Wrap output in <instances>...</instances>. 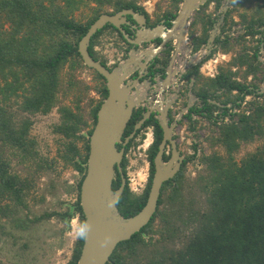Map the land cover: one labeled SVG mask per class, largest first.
Masks as SVG:
<instances>
[{"label":"trees","instance_id":"16d2710c","mask_svg":"<svg viewBox=\"0 0 264 264\" xmlns=\"http://www.w3.org/2000/svg\"><path fill=\"white\" fill-rule=\"evenodd\" d=\"M181 1L174 0L175 9ZM213 1L217 10L221 0H208L196 12L200 14ZM136 3L137 0H0V100L4 103L13 99L21 117L12 111L13 107L0 104V232H4L7 223L22 230L41 220L28 221L27 215L20 216L27 209L25 200L33 188V180L12 173L10 161L2 150H10L21 161L34 160L38 154L36 141L30 136L32 122L23 116L47 115L56 109L59 123L53 126L52 132L64 141L59 159L79 175L73 205L79 222L78 235L66 264H77L83 243L80 230L84 217L79 205V190L85 174L89 141L81 133L86 129L87 136L91 134L107 90L103 77L89 69L98 80L99 99H90L85 115L80 105L81 94L74 95L73 107L61 104L60 72L66 65L73 72L86 68L77 50L78 42L101 14L133 9L146 15ZM90 4L95 6L93 14L81 24L74 18V13ZM107 7L112 11H106ZM262 7H256L250 20L243 18L246 25L242 35L235 39L229 37L226 31L230 30V25L227 27L226 24L213 43L217 50L227 53L234 48L231 40L238 44L251 37L256 41L254 47L243 48L235 54L226 66L218 67L213 78L203 77L195 71L193 93L199 102L191 109V116L186 117L191 121L192 131L198 122L192 121V115L215 128V135L206 139L211 152L200 157L204 169L190 181L180 173L173 181L164 183L157 211L149 224L129 240L119 243L107 264H264V146L246 154L239 162L235 160L242 144L264 137V99L260 100L264 95L258 94V82L262 78H257L264 68L258 53L264 40ZM230 13L227 16H231ZM173 17L170 15L171 19ZM198 21L202 31L192 39L195 51L206 44L213 24L210 16L203 15ZM230 24H234L233 21ZM107 28L108 25L104 27ZM104 29L90 40L89 54L96 60L94 47ZM118 35L124 40L120 33ZM101 64L106 66L102 60ZM249 77L253 83L247 82ZM72 86L71 83L68 88ZM247 96L252 99L245 103ZM141 111L140 108L134 111L124 136L132 132ZM145 125H151L154 134V142L147 151L149 175L143 191L133 193L126 178L127 160L122 161L126 183L117 208L123 217L135 215L145 205L154 173L153 159L162 139V130L153 117ZM138 135L139 131L126 146L125 153ZM216 147L224 153L220 154ZM193 149L195 154L196 145ZM50 166L52 164L46 167L39 164L35 171L43 173L50 170ZM120 185L121 175L116 170L112 189L115 191ZM56 215L68 219L74 217L70 213ZM52 216L45 215V219ZM143 234H158L159 238L145 240Z\"/></svg>","mask_w":264,"mask_h":264},{"label":"rangeland","instance_id":"374dc122","mask_svg":"<svg viewBox=\"0 0 264 264\" xmlns=\"http://www.w3.org/2000/svg\"><path fill=\"white\" fill-rule=\"evenodd\" d=\"M136 4L149 15L154 23L165 13L174 14L180 6L179 3L178 8L175 9L174 0H137ZM262 5L261 11L264 14L263 0H235L232 6L229 3L227 11H231V16L227 22L224 20L221 23L216 36L219 35L221 28H224L226 24L227 27L230 25V30L226 31L229 37L235 39V37L242 35L244 26L246 25V22H243V18L246 21L250 20L252 15L256 13V7ZM94 7V5L90 4L87 7L81 8L74 13V18L81 24L86 23L93 14L92 9ZM105 10L108 12L112 11L108 7ZM198 13L195 12L191 16L187 36L190 34L191 37H195L201 34L202 26L198 21L199 17L203 15L212 17L217 14L213 6L210 7V5L201 10L200 14ZM231 21L234 24L231 25ZM114 37L115 35L112 32H105L100 36L96 44L99 55L106 59L109 65L116 63L118 60V63L124 61L122 59L123 51L115 49L116 46L113 43L116 41V38ZM230 43L233 44L234 48L227 53L217 50V47L214 45H212L209 52L206 44L202 45L195 53H198L200 50L203 51V48H206V53L202 57L211 55V58L203 64V70L207 72V69H212V74L215 75L218 67L226 66L234 55L243 48H252L256 45L255 39L251 37L238 44L234 43L233 40ZM214 50L216 52H212L211 54V51ZM259 58V61L264 65V48ZM241 75L242 73L239 74V77ZM59 77V98L61 104L73 107L74 95L76 93L81 94L82 102L80 105L84 108L86 115L91 104L90 99H94L95 101L99 99L96 92V86L99 84L98 80L95 79L89 69H79L73 72L68 65L61 70ZM257 78H262L258 82V94L264 95V68L258 73ZM247 82L253 83L252 78L249 77ZM71 83L73 86L68 88ZM0 99H2V96H0ZM251 99V96H247L244 101L247 103ZM263 99L264 96L260 100L262 101ZM245 103L242 108L245 107ZM0 104H8L13 107L12 111L15 112L17 117L21 118L13 99L6 100L4 103L3 100H0ZM23 117H28L32 122L30 136L36 141L37 157L34 160L21 161L10 150L3 149L2 153L10 161L12 173L18 174L22 178L28 177L33 180V188L29 190L25 200L27 209L23 210L20 216L24 217V215H27L28 221H34L35 218H41V220H36V223L32 222L28 228L22 230L14 228L9 223L5 225L4 232H0V264H52L53 262L54 264H63L65 262L66 264L71 257L74 242L78 235L79 222L73 205L76 201L75 186L79 175L72 167L64 164L59 159L64 141L52 132L53 126L59 123V115L56 109H53L47 115H24ZM195 120L198 122L194 131H189L182 126L177 134V141L183 155H194L186 166V180L188 181L204 169L200 162V157L202 154H209L211 152L206 139L211 135H215V128L205 124L200 118L195 117ZM81 134L88 138L86 129ZM142 138L138 137L135 140L134 145L131 146L126 156V178L129 188L135 194H140L143 191L148 178L147 156L146 152L142 149V141H139ZM147 143L148 141H146ZM194 145L197 148L195 154ZM261 146H264V137L258 138L249 144H242L239 152L235 154V160L239 162L246 154L254 152L256 148ZM215 150L220 154L224 153L220 147H216ZM39 164L45 167L52 164L50 166L52 168L43 173L36 172L35 169ZM56 213L59 215L70 213L74 217L72 219L62 218L56 215ZM45 215L53 216L45 219ZM150 237L156 240L159 238V235L144 234L143 236L145 240H148ZM177 242L179 243L178 240ZM58 250H61V252L59 253Z\"/></svg>","mask_w":264,"mask_h":264},{"label":"water","instance_id":"95a60500","mask_svg":"<svg viewBox=\"0 0 264 264\" xmlns=\"http://www.w3.org/2000/svg\"><path fill=\"white\" fill-rule=\"evenodd\" d=\"M207 1L182 0L170 27L159 24L152 28H142L131 43L139 45L157 37L164 40L175 39L177 42L176 51L179 50L183 42L187 40L191 16ZM230 1L225 0L221 7L222 13L227 10ZM127 16H131L140 24L144 22V17L132 9H123L116 13H103L88 27L78 42L77 50L83 65L103 77L107 96L102 100L96 114L95 125L91 134L87 136L89 151L85 174L79 190V205L84 217V232L77 264H107L119 243L129 240L148 225L157 211L163 184L174 178L182 161L173 139V125L168 124L167 108H158L156 104L152 105L135 127V130L139 129L153 111L159 112L158 121L162 129V140L154 157V173L147 200L135 215L123 217L120 214L117 201L122 195L126 183L121 162L124 157V146L134 137L135 131L126 137L124 142L122 136L133 110L140 106L143 99L139 92L131 93L136 82L125 83L124 80L132 71V66L138 64L145 66L157 49L142 50L137 56L135 51H132L130 58L118 63L110 70L93 59L88 48L91 38L107 25L118 28L124 34L120 25L126 22ZM217 29L216 25L207 40L206 47L209 52ZM124 36L127 38L125 34ZM205 53L206 48H203V51L200 50L193 54L192 64L199 62ZM141 58H144L143 63H141ZM118 144L122 145L121 149L117 148ZM167 144L171 147V156L167 161H164L163 154ZM116 170L121 175V185L114 191L112 183Z\"/></svg>","mask_w":264,"mask_h":264},{"label":"flooded vegetation","instance_id":"af4514ba","mask_svg":"<svg viewBox=\"0 0 264 264\" xmlns=\"http://www.w3.org/2000/svg\"><path fill=\"white\" fill-rule=\"evenodd\" d=\"M234 1L235 0H231V2H230L231 6L234 3ZM224 2H225V0H221L219 8L217 10H215L217 12V14L212 16V17L210 16V19H211V21H213V24H212V27L209 31L208 38L210 36L211 31L214 29V27L216 25L218 26V29H219L221 27V23L224 20L228 21V18H230V16H227V13H228L227 10L224 13L221 12V7L224 4ZM209 5H210V7L213 6V8L215 9L216 4L214 1L209 3ZM133 11H135V10H133ZM135 12L144 17V22H143V24H140V23L136 22L131 16H127L126 22L120 25V27L124 31V34L127 36V38L124 36V34H122L120 32V30L118 28L111 26V25H108L109 28H107V29L103 28L104 31L102 32L101 35H103L105 32H109V33L112 32L115 35L114 38H116V41L113 44L116 46L115 49H119V50L123 51L122 52V59H124V60L130 58L132 51H135V54L137 56L140 54V52L142 50H146V49L155 50V49H157V51L154 53L153 57L150 59V61L148 63L145 64V66H142L140 64L132 66V68H133L132 71L129 73V75L124 80L125 83L136 82L135 86L131 89V93H134L137 91L141 94V96L143 98L142 101L140 102V106L133 110V113L136 109H139V108L142 111H141V117L136 122H134V124H133L132 132L135 131V134H134V137H135L136 133L139 131L138 137H143L139 141H142L141 146H142V149L146 152V156H147V151L149 150V148L151 147V145L154 142V134H153V127L151 125H145V122L148 121L151 117H153L157 120L158 125H159V121H158L159 112L153 111L150 114V117L144 121V123L140 126L139 129L135 130V127L140 122V120H142L144 114L148 111V109L152 105L156 104L158 106V108L166 107L167 108L168 124L170 126L173 125V139L175 140V144L177 146V151L179 152V156L182 157V161L180 163V168H179L177 174L174 176V178L178 174L184 173V178L186 179V166L188 165V163L191 160V155H183V152H182L180 145L177 141V134H178L179 129L182 126H184L185 129L191 131V121H189L186 116L189 114L191 116V109L194 108L195 106H198V102H199L198 98L193 93L194 82H195V71L198 70V73L200 75H202L203 77H206V78H213L217 74V72L215 73V75L213 74V76H211L209 74L207 68H206L207 72H206V70H203V64L207 60L210 59V58H208V59L206 58L207 56L209 57V55L204 57L199 62L192 64L191 58H192L193 54L196 52L194 50V43H193L192 39H194L196 36L191 37L190 34L187 36L186 42H183V47L182 48L180 47L179 50H177V51H176V40L175 39L164 40L161 37H157V38H153L151 40L142 42L139 45L132 44L131 41H134L136 39L137 32L139 30H141L142 28H152V27H155L159 24H162L165 27H170L171 21L175 18L178 11H176L174 14L165 13L160 19H158L156 21V23H154L151 20V18L149 17V15L145 11L144 12L146 13V15L143 14L139 10H137ZM170 15H174V17L171 19ZM166 23H169L170 25L168 26V25H166ZM218 29H217V31H218ZM217 31H216V33H217ZM118 33H120L122 35L124 40L120 39ZM216 33H215L214 40L217 37ZM219 35H220V32H219ZM100 36L98 37V39L100 38ZM208 38H207V40H208ZM98 39H97V42H98ZM214 40H213V43H214ZM213 43H212V45H213ZM206 44H207V41H206ZM96 48L97 47L95 46L94 52H95V56L98 57L97 61H99L100 63H101V60L104 61L106 63V66L104 65L105 67H107L108 69L111 70L118 64L119 60L116 63L109 65V63H107L106 59H104L103 57H101L99 55ZM263 48H264V40L260 44V49H259L258 53H261ZM211 53H212V51H211ZM143 62H144V58H141V63H143ZM104 83H105V81H104ZM136 86H137V88H136ZM131 117H132V115H131ZM195 117H197V116L192 115V121L193 122L195 121ZM197 118H199V117H197ZM128 123H127L125 130L128 127ZM159 127H160V125H159ZM125 130H124V133H125ZM124 133L122 136L123 142H124L125 138L131 134L130 133L128 136H124ZM138 137L135 140H137ZM132 139H130L127 142V144L124 146V157H123L122 161L124 159H126L127 152L129 150L125 153V149H126V146L128 145V143ZM146 141H148L147 144H146ZM118 146H120V147H118ZM144 146H145V148H144ZM121 147H122L121 144L117 145L118 149H121ZM170 156H171V147L169 144H167L166 148L164 150V154H163L164 161H167L170 158ZM147 161H148V159H147ZM153 161H154V159H153ZM148 175H149V163H148ZM173 179H171L169 181H173ZM169 181H167L165 183H168ZM172 185H174V183H172ZM167 187H168V185L166 186V188Z\"/></svg>","mask_w":264,"mask_h":264},{"label":"built area","instance_id":"2783aa9c","mask_svg":"<svg viewBox=\"0 0 264 264\" xmlns=\"http://www.w3.org/2000/svg\"><path fill=\"white\" fill-rule=\"evenodd\" d=\"M208 72H209V74H210L211 76H213V74H212L213 70H212V69H208Z\"/></svg>","mask_w":264,"mask_h":264},{"label":"clouds","instance_id":"9594fccd","mask_svg":"<svg viewBox=\"0 0 264 264\" xmlns=\"http://www.w3.org/2000/svg\"><path fill=\"white\" fill-rule=\"evenodd\" d=\"M83 232H84V230H83V229H81V230H80V235H83Z\"/></svg>","mask_w":264,"mask_h":264},{"label":"bare ground","instance_id":"6f19581e","mask_svg":"<svg viewBox=\"0 0 264 264\" xmlns=\"http://www.w3.org/2000/svg\"><path fill=\"white\" fill-rule=\"evenodd\" d=\"M176 34H177V31L175 32V36H176ZM177 43V42H176ZM183 47V44L181 45V48Z\"/></svg>","mask_w":264,"mask_h":264},{"label":"crops","instance_id":"0c3cea01","mask_svg":"<svg viewBox=\"0 0 264 264\" xmlns=\"http://www.w3.org/2000/svg\"><path fill=\"white\" fill-rule=\"evenodd\" d=\"M58 252L60 253V252H61V250H58ZM65 260H66V259H65ZM52 264H54V262H53ZM63 264H65V262H64Z\"/></svg>","mask_w":264,"mask_h":264}]
</instances>
